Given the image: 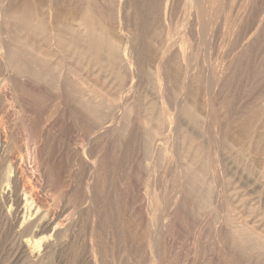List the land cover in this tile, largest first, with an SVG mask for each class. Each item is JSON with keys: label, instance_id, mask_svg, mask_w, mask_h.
<instances>
[{"label": "bare ground", "instance_id": "bare-ground-1", "mask_svg": "<svg viewBox=\"0 0 264 264\" xmlns=\"http://www.w3.org/2000/svg\"><path fill=\"white\" fill-rule=\"evenodd\" d=\"M16 1L0 0V24H8L13 27L16 25V31H24L28 34L26 35L27 42H23V38L20 36L17 37V41L11 40L19 35L14 31V28L12 30L14 33L9 31L10 29L3 32L2 35L6 42L0 43V89L9 87L7 92L12 96L17 90L19 82L23 83L24 81L23 84H26L25 81L29 82V80L41 81L46 84L45 88L48 86L56 93L55 97L51 94L53 100H58V102L54 100L53 110L58 108V103L63 100H61L63 96L66 95L67 101V95H72V97L74 96L73 100L67 101L70 102V105H73L71 102H74L76 108L75 113H71L70 117V121H73L72 125L77 127L80 123L77 120L83 114L89 119L88 122L91 120L92 127L96 131L106 125V120L112 113L113 101H118L111 122L112 137L107 147L109 150L113 147L117 136H125L130 130V121L126 113V103L130 102L131 112L139 120L135 123L134 130L139 135V139L142 136V147L145 154L152 158V170L155 172L162 163L178 158L182 171L179 173L174 191L177 192L182 188L195 197L192 209L201 214L210 206L212 198L215 203L219 202L220 213L223 208L219 192L212 193L209 187L210 183H222L226 180L229 186L228 192L233 194L236 191L232 182L235 176H240L239 181L244 175L245 178L250 176L254 183L258 181L264 184V90L257 93L254 99L249 98L250 102L240 103L241 105L234 107V104H237L235 103L236 99H238L235 96L236 90L242 78L249 80L251 73L259 72L258 74L261 73L262 79H264V60H262L264 55L259 58L258 55L261 52H258V55L257 53L252 55L253 50L250 49L251 46L247 45L251 40H247L246 45L237 43L239 46L234 47V49L236 48L234 57L230 56L232 53L226 52L232 59L229 64L227 63L228 71L223 76L217 69V54L212 56L214 52L212 49L214 50L218 46V42L215 43V40L213 43L214 35L208 37L198 34L199 11H194L196 4L193 7L189 4L192 0L191 2L182 0V6L179 5L181 0H32L28 5L23 0H19V4ZM222 1L219 0V3L221 4ZM263 2H261L262 5ZM250 3L249 8L257 2H254L253 5L252 2ZM63 4L64 7L60 6ZM197 4L199 3L197 2ZM178 5L184 11L180 12V14H184L180 23L175 22V20H179L176 19V16L175 20L173 17L177 13ZM199 5L201 6V3ZM232 5L234 7L236 4L231 3ZM239 5L236 6L239 7ZM262 5L260 6L263 7ZM228 6L224 7L227 9ZM248 6L246 5V8ZM252 8L256 12V8ZM204 10L201 11L204 12ZM207 11L206 9L205 13ZM229 11L232 13L235 10L231 12L230 9ZM246 12L243 14L240 10V13L247 17L249 12L247 14ZM233 13L232 15H234ZM263 14L262 12V16L260 15L262 19H264ZM212 16L214 15L212 14ZM216 16L220 17L218 13ZM251 16L252 14L249 15V17ZM255 16L257 17L256 13L253 17ZM256 17L253 18V22ZM222 19L221 22H223ZM225 19V21L228 20ZM238 20L240 19L237 18L236 21ZM216 21L219 20L216 18ZM234 21L232 25L235 24ZM263 21L261 20V22ZM246 22L247 19L243 23L246 24ZM250 22L248 23L251 25ZM262 24L264 25V22ZM221 25L225 27L223 23L220 24V27ZM240 25H242L241 22ZM215 26L217 24L213 28ZM238 26H234L235 31H239L237 30ZM260 26L261 24L255 27L260 28ZM215 28L213 30L216 33L219 30ZM247 28L249 29L248 26ZM226 29L225 27L224 31L220 30L225 33ZM262 29L260 28L259 32L264 31ZM252 30L255 31V28ZM200 31H203V28ZM256 32L258 33V31ZM9 33L16 36L9 37ZM232 34L235 33L232 31ZM232 34L229 32L228 36ZM234 36V40H237L238 38H235L238 35ZM251 36L245 35L247 38ZM260 36H262V32ZM258 37V34L257 37H252L253 41ZM262 37L264 38V36ZM228 40L230 43L231 38ZM242 40L243 38L240 42ZM202 42L203 46L201 47ZM224 43L228 44L226 40ZM229 45H226L225 48H229L227 47ZM251 45L253 46V43ZM222 46L224 47V44ZM260 46L264 48L263 43ZM231 49L233 48H230V51ZM256 50L259 51V47ZM256 50L253 52L255 53ZM219 51L225 52L223 49ZM213 55L215 54L213 53ZM222 56L221 60H223ZM197 57L200 60L196 59ZM217 63H219L218 60ZM221 63L223 61L219 64ZM68 65L70 66L68 67ZM258 74L257 76H259ZM243 81L246 83L245 80ZM261 81L263 82V80ZM40 85L42 86V84ZM29 86L31 87L30 84ZM31 89L33 90V88ZM4 96H6L5 93L0 97ZM18 100L24 101L25 99L19 98ZM170 100L171 104H169ZM22 102L19 103L24 109L26 103L22 104ZM1 105L2 100L0 99V107ZM71 106L68 107L72 112ZM69 108L65 109L70 110ZM62 109L64 110V108ZM219 109L225 110L227 118L225 117V120L221 118L223 122L219 121L217 124L214 123L217 118L215 113ZM29 113H31L30 117L23 114V117L15 120L17 122L15 124L12 120L11 124L18 127L15 130L17 132H14L10 125L7 127L0 122V226L7 229L10 235L2 249L4 255L0 264H100V261L108 257L107 251L110 247V244L108 245L110 225L104 221L106 220L105 214L108 213L106 211H110L105 202L108 199L106 193L114 185L112 183L117 176L114 175L116 178L112 176L111 183L107 180L108 177L110 180L112 179L107 172L110 165L108 163L109 166L105 167L107 160L106 162L102 161L98 149L96 152L100 154L95 152L97 155L94 153L93 156L91 150L86 146L87 150H84L87 152L90 150V155L84 151L85 160H80L78 157L80 146L76 153L72 148V143L60 142L63 139L71 140V137L68 139L67 134H60L58 140L52 136L56 142L58 141V144L50 141L53 145L50 143L51 146H49V132H52L50 130H53L56 125L55 121L51 122L50 116L41 113L40 115L37 110ZM16 114L18 112L15 113V116ZM19 115L21 116V114ZM241 117L245 118L240 120ZM160 134L164 139L153 144L152 140L154 141ZM128 144L130 145V143ZM126 147L127 143L124 149ZM106 156L108 155L106 154ZM103 157V159L106 158ZM125 160L124 164L127 163ZM128 162H130L129 159ZM127 164L129 165V163ZM122 166L121 168H123ZM175 168L179 167L176 165ZM231 169L234 170L231 171ZM115 173L114 170L113 174ZM119 175L121 179L123 174ZM116 180L114 183H118V179ZM249 183L253 184L252 181ZM120 185L122 187V183ZM155 185L153 178H149L144 183L146 188H152ZM242 194V197L239 195L241 197L239 202L236 198L231 197L233 201L235 200L238 202L237 204L241 205V201L245 202L247 196L246 194L244 198ZM46 195L51 201L49 207H45L46 204L48 206ZM118 197L119 194L116 192L109 199L111 201L109 207L115 206L119 218V226H117V222V230L114 231L120 238L117 243L121 242L120 246L124 251L131 257L135 254L133 256L135 258L136 254L142 252V241L146 238V230L149 227L153 234L149 238L151 248L145 262L147 264H165L164 261H167L164 260L165 253L172 246L169 245L170 247L165 248L167 245L164 243L165 246L163 245L162 249V245L156 239L159 226L162 228L167 225L166 217L157 211L159 197L155 194L146 197L147 201L153 205V209L147 212L143 219L140 217L131 218L130 214L123 211L124 214L121 215L119 213L121 210L116 203ZM252 204L253 202L249 208L250 215L255 214L256 216L257 209ZM230 205L228 202L224 205L226 212H224L225 216L222 220L223 227L219 228L220 230L215 227V231H212V233H216L218 263L216 260L215 262L217 264H239V260L242 258L241 254L245 255L241 252L243 250L251 252V254L254 252L264 253L262 250L264 234L241 223L235 217L233 212L235 210H232ZM96 208L101 209V213L104 211L102 216L104 215L105 219L101 222V218L99 219L96 213V210L98 213L100 210ZM86 212L91 214L90 232L88 231L87 242H83L79 241L81 239L79 221ZM218 215L220 216V214ZM99 217H101L100 213ZM256 219L264 224V212L259 213ZM252 221L254 222V220ZM256 224L260 223L258 224L256 221ZM235 247H237L235 250L241 252L239 254L240 252L236 251L239 252L238 261H232L233 258H230V256H234L230 254V251ZM196 251L198 252L199 249ZM171 254L167 253V255ZM255 256H257L255 259L257 261L259 255L253 254V258ZM245 257L243 256V258ZM176 258L171 259L176 261ZM247 258H245V263L248 261ZM171 259L169 260L172 261ZM140 261L137 258V262ZM170 261L168 264L171 263ZM243 261L245 260L243 259ZM176 264H180V262Z\"/></svg>", "mask_w": 264, "mask_h": 264}, {"label": "rangeland", "instance_id": "rangeland-1", "mask_svg": "<svg viewBox=\"0 0 264 264\" xmlns=\"http://www.w3.org/2000/svg\"><path fill=\"white\" fill-rule=\"evenodd\" d=\"M23 1H25V3L28 5L29 3H31L32 0H23ZM204 1L207 4L205 2H203L202 0H200V1L199 0L198 1L192 0V2H191V0L190 1L188 0V2H191L189 4H191L192 7L196 4L195 7H194V11L195 10H197L196 12L199 11L198 12V18H199V22H198L199 23V25H198V27H199L198 28V32L199 33L198 34H200V36L204 35V36H208V37L210 35H214L213 36V43L216 40L215 43L218 42V46H220V44H221V46H220L221 48L216 46L217 51H216V48H214V50L212 49V52L214 51L213 53L215 54V55H213V53H212V56H216V54H217L218 62L220 63V62L223 61V63L219 64V63H217V60H216L217 69H218V72L221 73V75L225 76L226 72L228 71L229 65H227V63L229 64V62L232 59L231 57H234V53L236 51L235 49L237 48V46H239V45H237V43L246 45L247 43H245V42H247V40H251L247 44L248 46H251V48L250 47L249 48L251 50H253V51L258 49V47L260 49L259 51L256 50L255 53L252 51V55L253 54L255 55L256 53L258 55L260 52H261V54L258 55V58L261 57V55L262 56L264 55V54H262V53H264L263 52L264 48H262V46H260L263 43V47H264V41H263L264 38L262 37V36H264V34H263L264 31L260 30L262 32V36H260L261 32H259V29L260 28L262 29V27L264 26L262 24L264 22L263 21L264 19H262V17H261L262 16V12L264 13V11H263L264 10L263 9V7H264V2L263 1L264 0H262V1L261 0H256V1H254V0L253 1H249V0H247V1H245V0H228V2H227V0H223L221 2V4L219 3V0H217L218 2L217 1L215 2L214 0H212V1L211 0L210 1L209 0H207V1L204 0ZM238 1H239V3H238ZM242 1H245V2H242ZM197 2L199 4L201 3V6L199 4H197ZM250 2H252V5L254 4V2H257L258 4L260 2V4L258 6L256 5L257 3L254 4L258 8L256 6H254V5L253 6L251 5L252 7L256 8V12H254L255 9H253L252 7L249 8L250 4H251ZM261 2H263V5H262ZM16 3L19 4V0H17ZM182 3H183V1L181 0V3L179 5L182 6ZM231 3L232 4H236V5L240 4V5H239V7L236 6V5L233 7V5L231 6ZM203 4H206V6L205 5L203 6ZM179 5L177 6L178 8L176 9V12H177L176 15L173 16L174 20H175V16H176V19H179V20L182 19L183 20L182 17H183L184 14L183 13L180 14V12H184V11ZM198 5H199V7H198ZM226 5H229L227 9L224 7ZM241 5H244L245 7L242 8ZM246 5L247 6L249 5V6L246 8ZM260 5H262L263 7H261ZM60 6L64 7V4L60 5ZM196 7H198V8H196ZM229 7L231 9V12L233 10L236 11V13H233L235 11L232 12L234 15H232V13H230ZM143 8H144V6H143ZM200 8H203V9H200ZM223 8H225V9H223ZM248 8H249V10H248ZM204 9L205 10L207 9L208 13L207 12L205 13ZM239 9L241 10V12L243 14L246 12V10H248L246 12V14L251 9L252 10H251V13L250 12L248 13V15H247L248 18H247L245 15L243 16L240 13ZM201 10H204V12L201 11ZM211 11H214V12H211ZM227 11H229V12H227ZM237 11H239V12H237ZM260 11H261V13H260ZM201 12H203L204 14L201 13ZM219 12H220V14H219ZM252 12H254V13H252ZM210 13H212L214 16H212V14H210ZM214 13L216 15L218 13V15H220V17L216 16ZM255 13L257 15V17L255 16L256 17L255 21H258L259 23L255 22V21L254 22L258 26L261 24L260 28L255 27L257 25L253 22V20H254L253 18H255L253 16H254ZM259 13H260L261 16L259 15ZM177 14L180 15L181 18ZM251 14H252V16L249 17V15H251ZM258 15H259V18L261 17V20L263 22H261V20L258 18ZM177 16H178V18H177ZM212 17H214V18H212ZM221 17H223L224 19H222ZM206 18H207V20H206ZM216 18L220 22H221V19H222L223 22H221V23L219 21L217 22ZM225 18L228 19L227 20L228 22L225 21L226 20ZM237 18L240 19V20H238L239 21L238 24H237L238 21H236ZM250 18H252V19H250ZM257 18H258V20H257ZM263 18H264V14H263ZM232 19L235 20V21L233 20L234 23H235L234 25H232L233 24ZM241 19H242V21H241ZM246 19H247V22H246L247 25L244 24ZM179 20H175V22L180 23L181 20L180 21ZM210 20H211V22H210ZM225 22H227V23H225ZM229 22H230V24H228ZM240 22H241L242 25H240ZM248 22H250L252 24L250 25ZM174 23H173V25H174ZM214 23L217 24V26H215L217 28H218V24H219V28L218 29L214 27L216 30H219V31H216V33H215V30H213L214 29L213 26L215 25ZM222 23H223V26H225L229 30V32H231V34H232V31H233V33H235L236 36L238 35L235 39L238 38L237 40H239V38H240V40H241V38H243V40L241 42H240V40L239 41L234 40V37H235L234 35L235 34H232L231 36H228L229 32H228L227 29H226L225 33H222L225 30V27H222V25L220 27V24H222ZM201 24H202V26L200 27ZM203 24H205V25H203ZM206 24H207V26H206ZM225 24L228 25V26H226ZM209 25H212V26H210L212 28V30L209 27ZM235 25H236V27L238 25L241 26L240 27L241 29L243 27H245V28L242 29V31H241V29L238 26V29L237 28L236 29L239 30L240 32L239 31H235V27H234ZM253 25H255V26L252 27ZM11 26H9L8 24H0V43L1 42H3V43L6 42V39L4 38V35H2L3 32L4 31H8L9 29H10L9 31L12 32L13 28L15 29L14 31L17 32V34H19V35H17V36L14 35V36H16V37H14L13 35H11L9 33V37H14L11 40L15 39V41H17V37L20 36L21 38H23L22 41L26 43L27 42L26 35H28V34L25 33L24 31H19V30L16 31L17 30V26L16 25H15V27H13V26L11 27ZM204 26H206V27H204ZM247 26L249 27V29L247 28ZM200 28L201 29L203 28V31H200L201 30ZM209 28H210V31H209L210 33L208 32ZM232 28H234V29H232ZM254 28H255V31H258V33L257 32L255 33V31L252 30ZM220 29H223V31L220 30ZM245 29H246V31H244ZM249 30L252 31L253 33L250 32ZM213 31H214L215 34L213 33ZM227 32H228V34H227ZM237 32H239V33L237 34ZM248 32H250V33H248ZM12 33H14V32H12ZM219 33H220L221 36L219 35ZM244 34L246 36L247 35L251 36L250 34H252V35L255 34V35H253L251 37H248L249 38L248 39L247 37H245ZM257 34L259 36L257 38L258 40L254 39V41H253V38L257 37ZM241 35L244 36V37H242ZM224 36L225 37L228 36L229 38L228 37L225 38ZM216 37L217 38L219 37V38L217 39ZM230 38H231V41H230V43H228V41H229L228 39H230ZM245 38H247V39H245ZM219 39L221 41H223V42H221ZM261 39H262V41H259ZM225 40H226V42L228 44L224 43ZM244 40H246V41H244ZM219 41H220V43H219ZM257 41H259V42L257 43ZM231 43H233V44H231ZM252 43H253V46L251 45ZM223 44H224V47L222 46ZM229 44L233 45V47H231V45H229ZM226 45H229V46H227L229 48H225ZM255 45H257V46H255ZM202 46H203V42L201 43V47ZM234 47H236V48L234 49ZM253 47H254V49H252ZM230 48H233L234 50L231 49V51H230ZM222 49L225 52L219 51V50H222ZM226 52H228V53L230 52L233 55L231 54L230 55L231 57H230L229 56L230 53L228 54ZM222 53H224V54H222ZM220 54H222L224 56H222ZM221 56H222L223 60H221V58H220ZM229 57H230V59L228 60ZM196 59H199V57H197ZM262 60H264V57H262ZM69 66L70 65H68V67ZM256 72H258V70H256ZM257 74L256 73L255 74L251 73L249 75V80H246L248 78H244V79L242 78L239 81V85H238L237 90H236L237 93L235 94L236 98H238V99L235 98L236 99L235 103H237V104H234V107L236 105L238 106V105H241V104H245L246 102L247 103L250 102V99L251 100L254 99V96L255 95L257 96V93L259 94L262 90H264V83H263L264 79H262L261 73H260V75L258 74L259 76H257ZM253 77H255V78L253 79ZM0 78H1V76H0ZM243 80H245L246 83ZM261 80H263V82ZM29 82L25 81V83L26 84L29 83L31 85V87L29 86V84H27V85L23 84L24 81H23V83L19 82L20 84L18 83L17 90L14 92V95H12L13 97L10 95V93L7 92V91H9V87L8 88L6 87L5 89L3 87L2 89H0V91H1L0 92V96H2L4 93L6 95V96L3 97L6 100L3 99L2 97H0V99L2 100V105L0 107V122L3 123L7 127L10 125V127L13 128L14 132H17L15 130L18 127H17V125H14L15 123H17V122H15V120L16 119H20L21 117H23V114L27 115L28 117H30L31 113H29V112L30 111H34V110H37L38 114H40V113L42 115L46 114V115H48V116H50L52 118V119L50 118L51 122L55 121V123H56V125L53 128V130H50L53 133L49 132V134H50L49 138L50 139L54 137L56 140H58L60 134H67L68 139L71 137L70 138L71 140L66 141V139H63V140H60V142H63V143H67L68 142V144L72 143V145H73L72 148L75 149L76 153H77L78 149L81 147L79 149V151H78V154H79L78 157H80V160L83 159V161L85 160V158H84L85 154L83 155V153H84V151L87 152L86 151L87 150L86 146H88V148L91 150L93 156L97 153L96 152L97 149L100 150L101 154L106 152L104 155H101L100 153H97V154H100L99 156L101 157L102 161L104 160V162H106V160H107V162L105 163V167H108L110 165V167H108V169H109L108 171H107V168H105L106 171L108 172V175H111L110 178H112V176L115 177L114 175L117 176V178L116 177L115 178L118 179V183H114V182L117 181L116 179H114V181H113V178L110 180L109 177H108V179H107V180L110 181V183L113 181L112 184H114V185L111 187V189L109 188L108 192L106 193V196H107L108 199L105 202H106V204L108 206L104 202H102L111 211V212L110 211H106L107 208L105 207L106 209H104V210L106 212H108V213L105 212L107 215L104 213L105 216H106V220H104L105 216L103 215L104 218L102 216V213L104 211H102V213H101V209L96 208V209L100 210L99 213H100L101 217H99L98 210H96L97 217L99 219L101 218L100 222H101V220H104V221L108 222L109 225L112 227L111 228L109 226L111 232H110V235H108V236H110V238H109L110 240H108L109 241L108 245L110 244L109 245L110 247H109L108 251L109 250L110 251L109 252L107 251L108 257H106V259L108 258V260H106V259L102 260V261H100V264L102 262H105V263H102V264H138V263L139 264H145L146 263L145 261L149 257V250L151 248V242H150L149 238L153 234V232L150 231L149 227H148V230H146V238L142 241V252L140 254L138 253L139 255L136 254L135 258L133 257V256H135V254H133V256H132L133 258H132L130 255H128L127 252L124 251V249L120 246L121 242L117 243L120 238H119V236H117L116 233H114V231L116 232L117 226H119V218H118V214H116L115 206L111 207L112 210L109 207V206H111L110 205L111 201L109 199H111L112 194L116 193V192L119 194V197L116 198L117 206L121 210V211H119V213H121V215H123L124 213H128V214H130L131 218L140 217V218L143 219L144 217H146L147 212L152 211V209H153V205L150 202L147 201L146 197L149 196L150 194H155L156 196L159 197V200L157 202V211H158V213L160 215H163V216L166 217L167 225L162 227V228H160V226H159V229H158V231L156 233L158 235V237L156 239H157V242L159 241V244L162 245V249H163L164 243H165V245H167V247L164 245L165 248H168V247L172 246L170 249H167V252L165 253L166 254L165 255L166 258L164 257L165 258L164 260H167V261L169 259H171V258H176L177 257L176 261H175V259H173V260L171 259L173 262L169 260L171 262L170 264H172V263L176 264V263H179V262H180V264H217L218 263V257H217L218 256V254H217L218 251L216 250L217 249L216 248L217 245H216V242H215L216 233L215 232L212 233V231L213 230L215 231V229H216L215 227H218L217 229H219V228L221 229L223 227L222 220H223V218L225 216L224 212H226V209H225L224 205L227 202H228V204H231L230 205V206H232L231 209L233 208L232 210H235V211H233L235 217L241 223L246 224L250 229H253L256 232L264 234V229H263V227H264L263 225L264 224L260 220L256 219V217L258 218L259 213H261V212L263 213L264 212V188H263L264 184L262 182L259 183L257 181V182L254 183V180L252 178H250V176H248V177L246 176V178H245V175L243 177H241V180L239 181L238 178L240 176H235V178L232 179L233 186L236 188V191H235L236 193L234 192V194L228 192L229 186H228V183L226 182V180H224L222 183H214V182L210 183L209 187H210V190L212 191V193L219 192V195L221 196V200H222L221 201L222 202V206L221 207H223V208H221V213L222 214L219 211V206H220L219 202L215 203L213 198H212V203L210 204V206L203 211V214H201V213L197 212L195 209H192L193 208V204L195 202V197H192L190 195V193H188L185 189H182V188H180V190L177 191V192L174 191L175 185L178 183L179 173L182 171V168H180V160L178 158H175L173 161H170V162L162 163L159 166L158 170L155 171V172L152 170L153 169L152 168L153 167L152 158H151L150 155H148V154L146 155L145 154L144 149L142 147V138H141L142 136L139 139V135L136 134L135 130H134V125L139 120L135 117V115L132 114L131 109H130V106H131L130 102L126 103V107H127V109H126L127 112L126 113H127L128 118H129V121H130V126H129L130 130H128V132H127V134L125 136H117V140L115 141L116 144L114 143L112 145L113 147L110 148V150H109V149H107V147H108V145H109L108 143H109V141L111 140V137H112V125H111V122H112V120L114 118V114H115L116 108H117L116 105L118 104V101H116V100L113 101L114 102V106L112 108V113L107 118L106 125L103 128H101L99 131H96V129L94 127H92V123L90 122L91 120L88 122L89 119L87 118V116H84L81 113H80L81 117H79L78 120L76 119L78 122L80 121L79 125L80 124L81 125L80 126L78 125L76 127V126L72 125L73 121H70V117L72 115L71 113L74 114L75 111H76L74 102H71V103H73V105L71 104L72 106L70 105V102H67V101H70V99L73 100L74 96L72 97V95H70L72 97L71 98L69 95H67L69 97V99L67 97V101H66V95H65V97L63 96L64 98L63 97L61 98V100L62 99L63 100L59 102V103H61L63 105L60 104L61 105L60 106L59 103H58V108L53 110V107H52V106H54L53 103H55V101L58 102V100L54 99L55 100L54 101L52 99L53 97H55L56 93L53 90H51L48 86L45 88L46 84L42 83L41 81H38V80H31L30 81L29 80ZM36 82H38V83H36ZM260 83H262V84H260ZM40 84H42V86ZM240 84H242V85H240ZM21 85H23V86H21ZM20 86H21V89H20ZM249 86H251V87H249ZM22 87H23V89H22ZM242 87H244V88H242ZM31 88H33V90ZM251 88H252V90H251ZM245 89H246V91H245ZM233 90L234 89L232 88V91ZM51 94L53 95V97L51 96ZM233 94H234V92H233ZM242 94H243V96H242ZM14 96L18 97V98L16 99ZM19 98L20 99L24 98L25 100L24 101L23 100L20 101V100H18ZM43 98L45 99V101H44ZM17 100H18V102H17ZM167 100L169 102V98ZM65 101H66V103L68 104L69 107L71 106V108L73 110L72 112H71V109L67 106V104L64 103ZM19 102H22V104L26 103L25 104L26 105V107H25L26 109L25 108L22 109L21 106H20L21 103H19ZM28 102H30V103H28ZM171 103H172V101L170 100L169 104H171ZM168 106H170V105H168ZM62 108H64V110ZM65 108L66 109L69 108L70 110H66ZM20 109H22V110H20ZM38 110H40V111H38ZM42 111H43V113H42ZM67 111H68V113H66ZM220 111H222V112H220ZM17 112H18V114H16V116L18 115V117L16 118L15 113H17ZM22 112H24V113H22ZM223 112H225V110H222V109L217 110V112L215 113L217 115V116L215 115V117H217V118L215 119L216 122H214V123L219 124V121L223 122V120L221 118H223L225 120V117H226L227 113L225 112L223 114ZM13 113H14V115H13ZM19 114H21V116ZM29 114H30V116H29ZM223 115H225V116H223ZM27 116H24V117L26 118ZM243 118H245V117H243ZM243 118L241 117L240 120H242ZM12 120L14 121V124H11V123H13ZM10 121H12V122H10ZM74 132H75V134H74ZM51 133H52V135H51ZM69 133H71V134H69ZM19 135H21V133H19ZM56 135H57V137H56ZM74 137H75V139H74ZM76 137H77V139H76ZM54 138L51 139V140L49 139V141H48L49 146L53 145L52 144L53 141L56 144H58V141L56 142V140ZM72 138H73V140H72ZM163 139H164L163 135L160 134V135L157 136V138L154 141L152 140V143L154 144V143H157V142H161ZM50 141H52V142H50ZM50 143H51V145H50ZM126 143H127V147H126V149H124ZM128 143H130L131 146ZM56 144H54V145H56ZM81 144H83V145H81ZM123 145H124V147H123ZM70 148H71V145H70ZM127 148H129V149H127ZM84 149H86V150H84ZM90 150L87 152L88 155H90ZM81 151H82V154H81ZM106 154L108 156H106ZM103 156H105L106 158L103 159L104 158ZM121 159H122V161H121ZM128 159L130 160V162H128ZM124 160H125V163L126 162L129 163V165L127 163L124 164V162H123ZM120 161L123 162V163L121 164ZM108 163H109V165H108ZM106 164H107V166H106ZM176 165L179 168H175ZM118 166L120 168H121V166L123 167V168H121L123 172L121 171L120 168H117ZM110 168L112 169V171H111ZM116 169H118V170H116ZM114 170L116 172L115 174H113ZM233 170L231 169V171H233ZM109 171H111V172H109ZM119 174H121V176L123 174L121 179L119 178L120 177ZM149 178H153L154 181H155V184H156L152 188H146L144 186V183ZM251 181L253 182V184L249 183ZM246 182H248V183H246ZM94 183H96V182L94 181ZM121 183H122V187L120 185ZM112 184H110V185H112ZM249 184H251V185L248 186ZM261 184H262L263 187L261 186ZM108 185H109V183H108ZM243 189H244V191H242ZM241 192L244 193V194H242ZM49 193H48V195L50 196ZM236 194H238V195H236ZM241 194L243 195V197L246 194H247V196H246L245 202L241 201L242 203L240 205V203L239 204H237V203L239 202L238 200L242 197ZM48 195H46L47 196V200L46 201H48L46 203H48V206L45 203L46 204L45 207L51 206L50 205L51 201H49L50 198H48L49 197ZM231 196L234 197L233 199L236 198L238 202L235 201V200L233 201ZM252 202H253L252 206L255 205L256 209H257L256 210V216H255V214L252 215V216H255L254 217L255 219L250 215V209L249 208H251L250 206H251ZM233 204H234V206H233ZM236 204H237V206H236ZM243 204H245V205H243ZM168 205H169V208H167ZM218 214H220V216ZM90 215L91 214L89 212H86L80 218V221H79L80 230H79V232L81 231L80 232V238L81 239L79 241L87 242L86 240H88V235H89V232H90V230H89V222H90V219H91ZM108 215H109V218H107ZM222 215H223V217H222ZM217 218H219V219H217ZM217 220L220 223H218ZM252 220H254L255 223ZM156 221L158 222L157 218H156ZM256 221H257L258 224L260 223L262 227L260 226V224L257 225ZM117 222H118V225L116 226ZM216 231L218 232V230H216ZM210 233H212V234H210ZM112 235L114 236V239H113ZM9 237H10V235H9L8 230L0 226V260L3 258V255H4L2 249L4 248V246L6 245L7 241L9 240ZM111 237H112V239H111ZM112 241H114V242H112ZM113 244H114V246H113ZM202 244H203V246H202ZM111 248H112L113 252H112ZM198 249H199V251L197 252L196 250H198ZM235 249H237V247L233 248V250L230 251L231 252L230 254L234 255V256H230V258L231 257L233 259L236 258V260L232 259V261H238L239 260L238 256L242 252V253H244L246 255V257H245V255L241 254L242 258H240V259L242 261H243V259L245 260L241 264H264V255H263L264 254L263 253L264 252V248H262L263 252L261 251L263 254H258L257 252L253 253L254 255L255 254L259 255L257 261H255V259H257L256 258L257 256H255L253 258V254H251V252H246L245 250L240 252L239 250H235ZM242 249H240V250H242ZM170 250H171V253L173 254V256L170 253ZM236 251H239L240 253L236 252ZM173 252H175V253H173ZM125 253H127V254H125ZM167 253L171 254V255H167ZM247 253H248V255H247ZM116 256H117V258H116ZM167 256H168V258H169V256H171V257L168 259ZM243 256L245 258L248 257L247 259H248L249 262L247 261V263H245L246 259L243 258ZM137 258H138V261H140V260L141 261L137 262ZM109 259H110V261H109ZM215 260H216L217 263L215 262ZM241 260H239V264H240V262H242ZM167 261H164V263L166 262L165 264H168L169 261L168 262ZM177 261H179V262H177Z\"/></svg>", "mask_w": 264, "mask_h": 264}]
</instances>
